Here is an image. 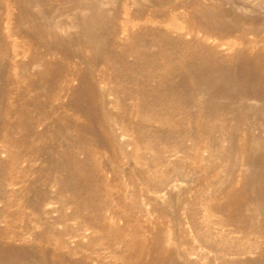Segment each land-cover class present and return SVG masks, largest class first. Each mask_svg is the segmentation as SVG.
Listing matches in <instances>:
<instances>
[{
  "label": "rangeland",
  "instance_id": "374dc122",
  "mask_svg": "<svg viewBox=\"0 0 264 264\" xmlns=\"http://www.w3.org/2000/svg\"><path fill=\"white\" fill-rule=\"evenodd\" d=\"M0 264H264V0H0Z\"/></svg>",
  "mask_w": 264,
  "mask_h": 264
},
{
  "label": "bare ground",
  "instance_id": "6f19581e",
  "mask_svg": "<svg viewBox=\"0 0 264 264\" xmlns=\"http://www.w3.org/2000/svg\"><path fill=\"white\" fill-rule=\"evenodd\" d=\"M171 25V27L173 28V29H176V31H180V32H183L184 31V33L185 32H187V33H190L191 34V32L192 31H195L196 29H194L195 27L194 26H192L191 25V23H188L187 21H186V19H183L182 20V22H180V23H174V24H170ZM194 25V24H193ZM205 37V36H204ZM236 40V39H235ZM239 41V40H238ZM238 41H233V43L234 44H232V45H236L237 43H238ZM231 43V42H230ZM105 67V66H104ZM90 90V89H89ZM135 108V107H134ZM138 108V107H137ZM132 111H133V109H132ZM134 111H136V108H135V110ZM132 113V112H131ZM127 130V129H126ZM124 131V130H123ZM129 133H131V132H129ZM129 133H126V134H128L129 135ZM132 135V134H131ZM130 135V136H131ZM135 140V139H134ZM134 142V141H133ZM135 142H136V140H135ZM202 142V141H201ZM201 142H199V143H201ZM203 142H204V140H203ZM148 146H150V145H148ZM201 147V146H200ZM134 148H136V150L137 151H139L140 149H142V146L139 144V142L138 143H136L135 144V146H134ZM92 223V222H91ZM93 227V226H92ZM91 227V228H92ZM93 230H95V229H93ZM95 232V231H94ZM134 246L136 247V244H134ZM134 247V248H135ZM129 249V248H128ZM137 249V248H136ZM130 250V249H129ZM138 253V252H137Z\"/></svg>",
  "mask_w": 264,
  "mask_h": 264
}]
</instances>
